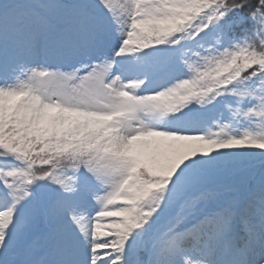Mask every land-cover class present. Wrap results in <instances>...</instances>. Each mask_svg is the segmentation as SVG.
<instances>
[{
    "label": "snow or ice",
    "instance_id": "snow-or-ice-1",
    "mask_svg": "<svg viewBox=\"0 0 264 264\" xmlns=\"http://www.w3.org/2000/svg\"><path fill=\"white\" fill-rule=\"evenodd\" d=\"M0 264H264V0H0Z\"/></svg>",
    "mask_w": 264,
    "mask_h": 264
}]
</instances>
